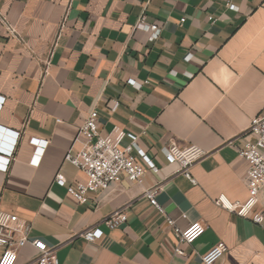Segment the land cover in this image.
<instances>
[{
  "label": "crops",
  "instance_id": "0c3cea01",
  "mask_svg": "<svg viewBox=\"0 0 264 264\" xmlns=\"http://www.w3.org/2000/svg\"><path fill=\"white\" fill-rule=\"evenodd\" d=\"M234 3L236 10L225 0H0L17 30L11 36L0 23V126L20 132L11 154L0 151L11 155L0 169V209L56 248L60 264H204L201 256L220 241L227 251L215 264H264V221L217 202L247 198L239 148L264 111V0ZM143 11L159 25L153 41L135 29ZM93 109L102 135L114 126L140 135L157 169L145 163L142 183L124 177L79 202L55 177L85 180L65 156L83 148L80 128ZM34 137L48 140L38 163ZM171 143L206 151L191 169L196 183L166 159L162 148ZM157 185L165 214L144 195ZM121 209L127 220L109 227L104 219ZM168 217L180 229L193 221L207 229L179 244ZM90 227L102 236L82 237ZM38 254L28 242L16 264H35Z\"/></svg>",
  "mask_w": 264,
  "mask_h": 264
},
{
  "label": "built area",
  "instance_id": "2783aa9c",
  "mask_svg": "<svg viewBox=\"0 0 264 264\" xmlns=\"http://www.w3.org/2000/svg\"><path fill=\"white\" fill-rule=\"evenodd\" d=\"M225 4L229 9H237L234 0H225ZM209 20L214 22L216 18L210 16ZM185 21L186 17L180 19V23ZM0 23L9 35H17V30L9 22L6 15L2 13L1 9ZM135 29L144 31L150 41L157 39L159 36L158 23L150 22L145 11L139 15ZM148 82L149 80L145 81V83ZM128 83L137 87L141 85L133 78L128 79ZM4 100L5 97L0 96V109ZM117 104V102L114 104V110ZM19 133L0 126V151L11 154ZM80 133L85 138L83 148L77 152L69 150L65 159L85 174V180L69 183L63 173H58L55 177V182L65 186L68 193L79 202L86 199L87 193L106 189L111 183L119 182L124 177L133 182L142 183L145 174V163L150 168L157 169L154 161L148 156L145 149L139 145L140 135L119 126H114L108 135H102L97 109H93L86 115ZM247 133L253 138L243 143L239 148V155L245 158L248 163V196L244 201H229L225 196H221L217 202L230 211L263 225L264 211L257 210V205L260 190L264 186V111L252 118ZM125 139H128L126 144L123 143ZM32 142L37 145L32 161L38 163L48 140L34 137ZM162 152L169 162L179 164L180 173L191 182H197L191 169L205 156L206 151L204 149L197 145L183 148L171 143L165 145ZM10 159L11 155L6 156L0 153V169L6 171ZM160 191L161 185H157L146 188L144 195L159 213L165 214V209L158 201ZM104 220L109 227L113 228L127 220V213L125 209H121ZM167 220L170 225L175 226V221L172 218L168 217ZM206 229L207 225L202 221H193L184 229L175 226V234L179 244H191L202 236ZM29 230L30 225L22 221L16 213L0 209V264H16L18 249L28 242L32 243L39 251L35 264H60L56 248L50 246L43 238L31 239ZM102 234L103 231L99 227H90L80 233L88 241L99 239ZM176 251L181 252L179 248ZM226 251L227 245L225 242L220 241L201 256L202 262L204 264H215Z\"/></svg>",
  "mask_w": 264,
  "mask_h": 264
}]
</instances>
